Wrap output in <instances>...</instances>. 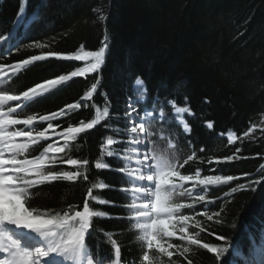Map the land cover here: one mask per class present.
<instances>
[{
	"label": "trees",
	"instance_id": "trees-1",
	"mask_svg": "<svg viewBox=\"0 0 264 264\" xmlns=\"http://www.w3.org/2000/svg\"><path fill=\"white\" fill-rule=\"evenodd\" d=\"M0 36L8 37L0 41V64L50 51L76 53L82 45L83 51H98L102 41L107 44L98 73L73 78L28 102L19 111L20 117L58 111L80 100L96 83V77H100L93 98L81 101L86 106L51 121L60 127L51 137L32 147L31 158L38 156L49 143L63 146L64 140L58 133L64 128L95 119L97 107L101 111L109 108L105 120L69 141L65 152L59 154L63 160L87 159V169L79 171L88 180L81 176L75 183L54 181L40 185L32 189L29 201L32 207L63 215L69 205L82 208L89 187L105 183L108 187L93 189V195L106 203L90 201V206L108 215L93 218L88 246L103 264H110L115 258L107 235L111 234L121 248V264H144V245L138 240L139 233L133 228L131 214L125 207L131 202V193L122 191L130 189V183L118 170L124 165L119 153L128 145L113 146L117 156L101 155V144L109 136L126 141V133L121 136L116 129L122 130L126 123L129 98L137 101L141 96L143 102L135 104L141 109L155 107L158 111L160 104L165 105V138L159 139L157 123V136L153 138L156 146L167 149L171 137L180 163L196 152L197 159L181 169L183 174L194 175L199 169L202 175L238 177L227 185L210 186L206 193L198 188L200 194L206 195V202L184 212L193 214L205 208L210 214L221 212L219 224L196 216L215 233L204 232L200 238L220 246L232 245L223 264L239 261L249 242L264 231V0H0ZM34 41L47 47L35 48ZM84 66V62L75 60L37 61L11 80L0 82V90L18 94ZM137 78L143 81L141 88L134 85ZM142 88L146 89V95ZM171 102L190 109L191 115H185L190 132L184 133L177 124ZM167 122H171L170 126ZM208 122H212V129L207 127ZM47 124L36 123L35 130ZM250 127L253 132L244 136ZM228 132L237 137L231 144L225 138ZM229 155L240 159L223 161ZM97 160L109 163L110 169H96ZM49 170L77 171V168L58 163ZM257 179L262 183L252 185L255 191L238 190L225 195L232 187ZM178 199L191 202L187 196ZM213 199L215 203L207 202ZM190 231L198 229L190 228ZM215 235L228 239L217 241ZM150 255L157 257L154 264H187L188 259L193 264H216L212 254L196 246H191V251L185 254L187 259L176 254L169 260L154 251Z\"/></svg>",
	"mask_w": 264,
	"mask_h": 264
},
{
	"label": "snow or ice",
	"instance_id": "snow-or-ice-1",
	"mask_svg": "<svg viewBox=\"0 0 264 264\" xmlns=\"http://www.w3.org/2000/svg\"><path fill=\"white\" fill-rule=\"evenodd\" d=\"M104 19V17H102ZM8 37L0 36V41ZM35 48L47 47L40 42H32ZM102 47L98 51H81L76 53H59L50 51L40 55H31L26 59L11 64H0V82L11 80L14 76L25 70L26 67L37 61H44L49 58L58 60H75L84 62L85 66L60 74L48 79L18 94H10L0 90V264H103V260L93 253L87 243L90 229L93 227V218L105 217L108 214L94 210L90 201L106 203L93 195V189H105L108 187L103 182L95 183L87 189L83 199L82 208L69 205L68 211L63 215L53 214L51 210L41 211L30 205L32 189L52 183L54 181L77 182L81 176L85 181L88 176L79 171L87 169V159L63 160L59 155L65 152L69 141L88 130L93 129L102 120L109 116V108L104 107L103 111L97 107L96 118L90 122L81 121L78 126L69 125L58 133L64 140L63 146L56 143H49L44 147L38 156L29 158V153L34 145L41 140L49 138V130L56 133L60 125H53L51 121L67 116L74 110L86 106L81 101L91 100L96 93L100 77H96V83L85 92L80 100L65 105L58 111L46 115L19 116V111L25 108L28 102L33 101L49 91L66 84L76 77L87 78L89 74L98 73L101 69L107 49L105 41L101 42ZM11 49L9 50V52ZM140 86L143 81L140 78L135 80ZM146 95V89L144 90ZM107 94H105L106 96ZM143 99V97H142ZM140 101L129 98L125 110V125L123 129L116 131L121 136L126 133L127 139H115L109 136L101 144V155L107 157L117 156L113 146L126 143L127 149L119 153V157L125 161L118 170L125 174L131 188H123L122 191L131 193L130 203L125 207L131 214L129 219L133 222V228L139 233L138 240L144 245L142 260L144 264H154L157 257L150 255L153 251L159 256H166L169 260L176 254L185 257L191 251V246L206 250L214 256L216 264H223L224 258L232 251V245L220 246L216 243L203 241L201 233L210 232L206 225L196 216L206 217L207 221L221 223V212L209 213L205 210L193 214H185V209H194L197 203L206 202L205 194H198L197 189L202 188L204 192L210 186L227 185L238 179L233 175H202L197 169L195 174H183L181 169L194 159H197L196 152L188 155L183 163H180L176 154V143L168 138L167 149L156 146L153 139L157 136L156 124H159V139L163 140L164 126L166 124L165 105L160 104L159 111L155 107L134 106ZM157 103H159L157 101ZM172 103L175 116L183 125L185 132L191 128L183 120L182 114L191 111L187 107H179ZM48 122L47 127L36 131L35 124ZM170 126L171 122H167ZM23 126V127H17ZM207 127L213 128L212 122ZM253 132L249 128L243 135L248 136ZM237 139L234 135L228 136L229 144ZM201 151H204L201 148ZM239 153L240 149L237 148ZM51 153V155H49ZM240 159L239 156L229 155L223 161L231 162L233 159ZM212 161L210 160L209 163ZM222 162L217 160V163ZM58 163H65L77 168V171H50L49 168ZM110 164L102 160L95 163L96 169H110ZM245 176L248 174L245 173ZM262 180L250 181L248 184H240L232 187L229 193L238 190L256 189L252 185H260ZM190 185V187H186ZM189 197L191 202H185L178 197ZM216 199H219L217 197ZM215 203V199L207 201ZM190 228L198 231H190ZM114 250V259L110 264H121V248L117 241L107 234ZM217 241L225 242L227 237L215 235ZM173 240L184 242L183 244L173 243ZM261 264H264V250H261ZM187 264H193L188 259Z\"/></svg>",
	"mask_w": 264,
	"mask_h": 264
},
{
	"label": "rangeland",
	"instance_id": "rangeland-1",
	"mask_svg": "<svg viewBox=\"0 0 264 264\" xmlns=\"http://www.w3.org/2000/svg\"><path fill=\"white\" fill-rule=\"evenodd\" d=\"M229 135L230 134H228V136ZM196 191L198 194H200L198 190ZM261 250H264V231L260 233L255 241H253L251 244H248L245 253L242 255L243 258H241V262L243 264H261ZM255 256H257V258Z\"/></svg>",
	"mask_w": 264,
	"mask_h": 264
},
{
	"label": "bare ground",
	"instance_id": "bare-ground-1",
	"mask_svg": "<svg viewBox=\"0 0 264 264\" xmlns=\"http://www.w3.org/2000/svg\"><path fill=\"white\" fill-rule=\"evenodd\" d=\"M182 127H183V125H181ZM256 258H257V256H255ZM241 258H242V255H240L239 256V262L237 263V264H243L242 262H241Z\"/></svg>",
	"mask_w": 264,
	"mask_h": 264
}]
</instances>
